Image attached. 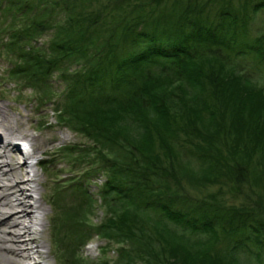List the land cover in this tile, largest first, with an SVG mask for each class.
I'll return each mask as SVG.
<instances>
[{
    "label": "trees",
    "instance_id": "16d2710c",
    "mask_svg": "<svg viewBox=\"0 0 264 264\" xmlns=\"http://www.w3.org/2000/svg\"><path fill=\"white\" fill-rule=\"evenodd\" d=\"M7 7L22 19L10 41L28 47L15 70L39 89L61 71L57 115L90 143L68 149L92 168L60 192L86 206L84 183L105 177L107 216L90 229L117 255L93 264H240V253L264 264V22L253 29L264 0ZM46 30V45L30 43ZM225 190L244 201L228 203ZM68 208L59 229L52 219L57 264H78L69 256L89 238Z\"/></svg>",
    "mask_w": 264,
    "mask_h": 264
},
{
    "label": "rangeland",
    "instance_id": "374dc122",
    "mask_svg": "<svg viewBox=\"0 0 264 264\" xmlns=\"http://www.w3.org/2000/svg\"><path fill=\"white\" fill-rule=\"evenodd\" d=\"M7 3L8 0H0V103H9L11 108L14 109L13 113L17 117H22L27 124L32 126L30 132L38 135L41 140L47 141L42 146L43 151L37 152L32 160L36 164L35 169L39 172L41 180H44L45 184L50 185L51 188L57 183L67 189L68 183L74 174H76L74 177L77 175L81 176L82 173H86L89 168H92V166L85 164L86 161H76L79 158L78 155L70 154L68 149L74 147V151L79 152V149L89 147L90 143L87 139L74 132L57 115L56 109L60 107L59 102L61 101L59 95L65 92V82L60 77L61 71L54 73L49 82L46 81V83L42 84L43 89H39L34 83L27 81L15 70L17 69L16 65H20L21 59H19V55L21 51H23V48L27 49L28 47L24 44L26 42L24 40H20L22 43L20 41L15 43L10 41L9 37L12 30L22 25V19L19 18V14L15 11V6L8 9ZM263 18L264 16L262 15L255 18L253 29L263 24ZM50 37L51 33L49 30L37 32L35 35L36 39L30 43L36 47H42L49 42ZM260 81V84L264 86V80ZM51 139L52 141H50ZM42 161H46L45 165H41ZM104 179L103 172L99 171L94 177L84 183V187L86 191H89L91 198L89 205L78 204V198L74 200L70 192L61 196L60 202L64 203L66 207L62 209L60 215L71 210L68 207H72L75 214L82 218L80 232L89 235L86 244L82 245L76 251V254L74 253L73 257L69 256V259L71 260L72 258L74 263L93 264L99 260H114L116 258L117 244L107 242L106 239L97 236L90 229V227L101 223L107 216L106 209L97 194L98 187ZM183 181L189 193L197 197L200 195L195 192L196 189L191 183L186 182V180ZM45 188L48 187L43 186L44 193ZM210 190L216 191L217 187H211ZM221 195L228 203L234 205L244 201L243 194L232 195L225 190ZM41 200L46 208V212L43 215L44 231L41 234L48 252L45 262L47 264H57L51 253V209L45 197L44 199L41 198ZM252 249L255 250V248ZM238 258L240 259V264H258L255 257L246 253H240Z\"/></svg>",
    "mask_w": 264,
    "mask_h": 264
},
{
    "label": "bare ground",
    "instance_id": "6f19581e",
    "mask_svg": "<svg viewBox=\"0 0 264 264\" xmlns=\"http://www.w3.org/2000/svg\"><path fill=\"white\" fill-rule=\"evenodd\" d=\"M13 112L9 103H0V264H47L41 236L46 208L41 198L50 206L51 226L55 218L59 229L65 207L60 202L61 184L51 188L41 180L32 160L47 141L30 132L32 126ZM43 186L48 187L45 193ZM62 236L59 231L50 233L53 258L57 256L53 239Z\"/></svg>",
    "mask_w": 264,
    "mask_h": 264
}]
</instances>
